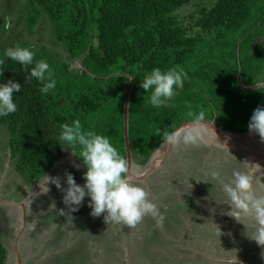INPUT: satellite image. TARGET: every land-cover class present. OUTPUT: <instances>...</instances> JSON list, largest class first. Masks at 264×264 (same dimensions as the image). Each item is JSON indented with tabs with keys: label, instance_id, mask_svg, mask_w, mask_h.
<instances>
[{
	"label": "trees",
	"instance_id": "obj_1",
	"mask_svg": "<svg viewBox=\"0 0 264 264\" xmlns=\"http://www.w3.org/2000/svg\"><path fill=\"white\" fill-rule=\"evenodd\" d=\"M191 1L194 0L26 1L29 29L41 12L46 13L55 39L67 52V56L56 58L44 46L33 50L34 59L49 63L56 80L55 89L45 95L38 91L41 85L29 76L27 69L7 58L0 63V83L12 78L21 84L20 91L13 94L17 111L0 117V124L9 127V141L15 145L10 158L26 184L45 177L68 148L62 149L56 137L59 125L73 119H79L85 129L109 137L126 160L123 108L130 77L128 143L134 171L145 168L162 142L157 133L189 119V106L193 111L204 110L209 120L226 131H248L253 110L264 106V84L244 89L264 80V0H209L194 12L182 14L179 8ZM156 67H179L188 77L171 106L160 109L148 103L150 93L140 87L144 74ZM194 149L224 155L214 165L204 163L203 156H198L202 171L207 172L189 169L190 185L185 186L183 195L162 198L165 204L170 199L183 200L185 195L187 203L179 209L173 229L163 225L164 242L167 232L180 238V242L168 241L176 248L186 245L188 239L195 241L186 231V223L191 222L192 233L205 237L201 240L204 245L219 247L226 242L234 250L247 241L244 221L226 214L227 203L217 202L225 197L209 173L213 169L223 175L234 169L248 171L249 160L218 147L201 145ZM170 205L178 208L181 203L174 201ZM209 211L217 221H203L202 226L200 221ZM180 217L190 221H181ZM245 224L251 225L250 218ZM115 225L119 229L120 224ZM115 225L106 228L110 240L115 238L113 234L128 232L123 225L114 231ZM183 231L187 232L186 237L180 234ZM143 238L145 245L157 240H146L145 235ZM118 248L122 246L118 244ZM201 257L197 253L195 259L188 257L184 263L195 264ZM3 258L0 248V261ZM253 258L254 262L257 257Z\"/></svg>",
	"mask_w": 264,
	"mask_h": 264
},
{
	"label": "clouds",
	"instance_id": "obj_2",
	"mask_svg": "<svg viewBox=\"0 0 264 264\" xmlns=\"http://www.w3.org/2000/svg\"><path fill=\"white\" fill-rule=\"evenodd\" d=\"M34 56L30 46L14 44L0 52V63L7 58L19 64L22 69H27L29 76L41 85L38 91L45 95L55 89L56 80L49 63L45 59H34ZM187 78V73L182 68L161 70L156 67L144 74L140 87L145 93H150L148 103L153 108L160 109L171 106ZM20 88V82L12 78L0 83V117H7L17 111L13 94L19 92ZM186 116L189 123L157 133L162 137L164 146L199 147L213 139L217 142L215 131L208 126L214 120H209L204 110L193 111L189 106ZM247 127L250 133L257 134L264 141V106L253 110ZM56 140L62 149L67 146L86 167L82 174L83 185L78 184L70 172H65L66 188L61 187L60 177L46 175L43 190L40 187L41 193L49 191V181L63 192L62 202L68 211L65 213L64 209H60L59 215H66L72 221L71 213L78 210L87 195L90 215L98 217L104 214L105 223L134 229L150 217L155 221V227L163 225L164 214L145 188L131 181L129 165L109 137L95 130L85 129L79 119H73L59 125ZM253 173H256L255 166L253 171L234 169L228 179H225L222 171L216 169L210 171L209 175L212 181L220 185L225 197L222 201L215 200L227 203L229 210L226 214L237 221L242 222L241 217L250 218L251 225L242 222L246 228L245 235L258 246H264V193L256 191Z\"/></svg>",
	"mask_w": 264,
	"mask_h": 264
},
{
	"label": "rangeland",
	"instance_id": "obj_3",
	"mask_svg": "<svg viewBox=\"0 0 264 264\" xmlns=\"http://www.w3.org/2000/svg\"><path fill=\"white\" fill-rule=\"evenodd\" d=\"M26 1L27 0H0V50L7 46L23 42L33 50L37 49L39 46H44L56 58L67 56L65 47L55 39L52 23L46 13L41 12L34 26L29 29L26 23ZM208 1L209 0L191 1L180 7L179 11L182 14L194 12L200 5L206 4ZM9 133V127L5 124H0V248L4 251V258L0 261V264H16L15 254L19 252L22 253V256L20 257L23 258V264H38V258H41V256L36 254V251L32 250V248L26 249V246L23 244V236L25 235L22 233L23 231L20 233V237L16 243L14 242L19 232V230H16L18 228L20 229L23 222L22 218L20 223H16V218L20 215V209L22 212L25 211L26 220L24 221L27 225L31 218L27 211L24 210L25 204L23 203V207L21 206V202L26 198L24 197L27 194L26 186L21 182V177L18 175H15L14 179H11L12 176L10 175L9 167L12 160L10 163L9 145L11 143L9 141ZM223 155L224 154H220L218 151H215L214 153L211 151L198 152L191 146L174 147L162 168L151 174L146 179L145 183H140V186H143L149 193L153 202L157 205L160 203L158 208L165 217L163 225L166 223L171 229H173L174 222H177L178 219L176 216L178 215L179 209L183 208L182 206L187 205V203L184 200L185 195L182 197L183 200L170 199L165 204L161 201L162 198L169 195L173 198L183 195L185 186L190 185L188 179L189 174L187 173L189 169L196 168V171H202L200 166V163L202 162L199 161L200 158H198V156H203L204 163L214 165ZM4 171H7V174H4ZM68 172L72 173L77 182H79V179L80 181L83 179L82 174L84 170L80 167H75ZM134 172L139 173L140 171ZM202 172L206 173L207 171ZM231 173L232 172L230 171L224 175L225 179L230 178ZM254 176L253 183L256 191L264 193V167L257 169ZM217 186L220 188L218 183ZM48 192L49 195H52V193L53 195L61 193L60 190L52 188ZM47 193L43 194L39 192V198H43ZM57 195L60 197L59 194ZM174 201L181 203V206L178 208L171 206L170 203ZM6 203H9V205ZM13 203H18L19 205L13 206ZM63 206L66 209V205ZM77 211H79L78 213L82 214L84 217H87L86 214H90L89 206L84 207L82 204ZM200 211L203 212V210L199 209V212ZM167 212L169 215L166 216ZM190 216L191 215L189 214L187 217L190 218ZM94 218L95 219L93 220L88 219V226H91L93 229V232L90 233L94 236L95 234L93 233H96L97 229L99 230L101 227L99 232L102 239L100 241L99 239L96 240L98 244L95 241H92L93 243L90 242L93 244V248H95V245L97 246L98 256H96L92 249L86 254H88L90 258L93 257V262L96 261L97 264H185L184 259H187L188 257H194L195 259V254L197 253L202 256V260H198L197 262L196 259L195 264H241V262L244 264H264V246H258L254 240L247 238V241L244 240L242 243H239L238 247L234 250H232L231 247L226 246V242H223L224 245L219 247H213L207 245V243L204 245L201 240H205V237H198L195 233H192L193 229L191 227V222L190 224L186 223V231L189 232L190 236L193 237L195 241L188 239L186 245H181V248H176L174 244L171 245L168 241L180 242V238L172 237L170 233L167 232L165 234L167 242H164L163 225L161 227H155V221L150 217L146 218L144 223L136 228H128L127 234L124 232L121 233L120 236L119 233L116 236L113 234V237L115 238L119 236V239L116 238V240H114L115 238H111L112 240H110L107 237L106 232V228L109 224L111 226H114L115 224L105 223L102 214L98 216L97 219L96 217ZM180 219L181 221H190L183 217H180ZM207 220L210 224L215 223L214 220L217 221L211 211L204 213L203 220L200 221V224L205 226L203 221L208 224ZM242 220L245 223L246 217H242ZM16 224L18 227L16 226L15 228ZM120 227L121 225H119V229ZM119 229H116L115 225L114 231H119ZM187 232L183 231L180 234L186 237ZM245 233L246 229H244V234ZM144 235L146 240H150L151 238L154 241L155 239L157 240L155 242H147V245H145L143 244ZM245 237L247 236L245 235ZM42 240L43 238L39 239V242ZM160 240H162L161 242L163 245L160 244ZM100 243H102L101 246ZM118 244L122 246V249L118 248ZM251 247H253V249ZM259 251L261 252L259 253ZM86 254H83L84 260H87ZM254 255L257 257L258 261L255 259L253 262ZM33 256L36 260L26 262L29 257Z\"/></svg>",
	"mask_w": 264,
	"mask_h": 264
},
{
	"label": "crops",
	"instance_id": "obj_4",
	"mask_svg": "<svg viewBox=\"0 0 264 264\" xmlns=\"http://www.w3.org/2000/svg\"><path fill=\"white\" fill-rule=\"evenodd\" d=\"M12 145V143L9 145V154H11V148H15L12 147ZM9 160L10 163L12 160V163L9 167L10 175L12 176L11 179H14L15 175H20L15 170L14 160L10 157ZM74 165H79V167L83 169L84 172L86 171V167L83 165V163L79 161V159L76 158L74 154H72L69 148H65L47 175L49 177H60L61 187L66 188L67 185L64 183L65 172L74 169ZM4 172V174H7V171ZM45 177L37 182L29 184H26L21 177V182L27 188V194L24 196L26 198L21 202V206L23 207V203L25 204L24 210H26L30 215L31 220L27 225L24 221L26 220L25 211L22 212L20 209V215L18 218H16V223H20L22 218L23 222L20 229L18 228L16 230H19V232L14 242L16 243L20 237V233L23 231L22 233L25 234L23 236V244L26 246V249L32 248V250L36 251V254L41 256V258H38V264H97L96 261L93 262V257L90 258L86 253H89L92 249L96 256H98V249L96 248L97 246L95 245V248H93V244L91 243H93L92 241H95L98 244L96 240L99 239L100 241L102 239L99 232L101 227L99 230L97 229L96 233H93L95 235L92 236L90 232H93V229L91 226V228L88 226V219L93 220L95 218L89 213L86 214L87 217H84L82 214L78 213L79 211L73 212L71 213L72 221L67 219L66 215H59L60 209H64L65 213L68 211L67 206L66 209L63 206V192L61 190V193H56L54 195L53 193L52 195H49L48 192L46 196L40 199V187H42L41 190H43V182ZM77 183L83 185L84 178L81 181L79 179V182ZM47 187L49 190H51V188L57 189L56 186L50 181L47 183ZM57 194H59L60 197ZM88 200L89 197L86 195L84 201H82V206L87 207ZM6 204L9 205V203ZM12 205L16 206L19 204L13 203ZM16 226L18 227L17 224L15 225V228ZM41 238H43V240L39 242V239ZM101 244L102 243H100V246ZM84 253L87 255V260L83 259ZM15 255L16 263L17 259H19V264H23V258L20 257L22 256V253L19 252ZM32 260H36V258H34V256L29 257L26 262H31Z\"/></svg>",
	"mask_w": 264,
	"mask_h": 264
},
{
	"label": "water",
	"instance_id": "obj_5",
	"mask_svg": "<svg viewBox=\"0 0 264 264\" xmlns=\"http://www.w3.org/2000/svg\"><path fill=\"white\" fill-rule=\"evenodd\" d=\"M131 82H132V78L130 77L129 83L125 91V100H124V108H123V127H124L123 136H124L125 151H126V161L132 173L130 177L131 181L134 183H145L146 179L151 174L155 173L156 171L162 168L163 164L167 160L170 152L174 147L164 146L161 142L159 146L154 150L145 168L139 173H135L133 171L131 154L128 143V115H127L128 96H129ZM262 84H264V80H261L252 86H246L244 87V89H253ZM187 123H189L188 120L180 123L178 126ZM208 126L215 131L217 142L213 139L212 142L205 145L209 147L222 148L224 150L231 151L242 157H245L247 160H249L248 171H253V166H255V171L259 166H264V141H261L260 137L257 134L250 133L249 131L247 132L226 131L216 126L214 123ZM253 175H255V173H253ZM238 261L241 262L240 260ZM19 262L20 260L17 259L16 264H19ZM241 264L244 263L241 262Z\"/></svg>",
	"mask_w": 264,
	"mask_h": 264
}]
</instances>
